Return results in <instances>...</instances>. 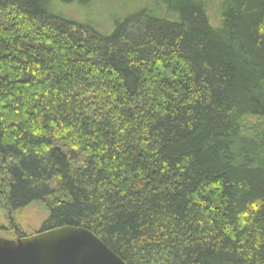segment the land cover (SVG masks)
Returning a JSON list of instances; mask_svg holds the SVG:
<instances>
[{
	"label": "trees",
	"instance_id": "16d2710c",
	"mask_svg": "<svg viewBox=\"0 0 264 264\" xmlns=\"http://www.w3.org/2000/svg\"><path fill=\"white\" fill-rule=\"evenodd\" d=\"M91 1L0 0L10 209L125 264H264V0L217 21L148 0L107 31L59 13Z\"/></svg>",
	"mask_w": 264,
	"mask_h": 264
},
{
	"label": "water",
	"instance_id": "95a60500",
	"mask_svg": "<svg viewBox=\"0 0 264 264\" xmlns=\"http://www.w3.org/2000/svg\"><path fill=\"white\" fill-rule=\"evenodd\" d=\"M0 264H125L83 228L60 227L27 238L0 237Z\"/></svg>",
	"mask_w": 264,
	"mask_h": 264
},
{
	"label": "rangeland",
	"instance_id": "374dc122",
	"mask_svg": "<svg viewBox=\"0 0 264 264\" xmlns=\"http://www.w3.org/2000/svg\"><path fill=\"white\" fill-rule=\"evenodd\" d=\"M152 1L156 2V0ZM212 1L213 4L208 8V15L213 21H217L219 18L217 13L219 5L216 0ZM148 3V0H92L86 6V9L78 6H66L59 13L71 19L93 25L99 30L107 31L112 28L111 24L113 22H118L125 16L139 11L142 7H146ZM1 168L0 165V184L2 185L0 191V237L16 240L41 233L42 224L48 217L47 206L44 203L34 202L22 209L11 210L6 194V186L9 180L4 173V168Z\"/></svg>",
	"mask_w": 264,
	"mask_h": 264
}]
</instances>
